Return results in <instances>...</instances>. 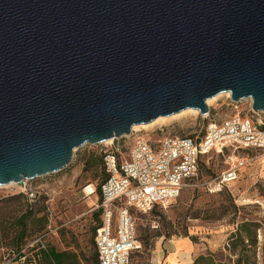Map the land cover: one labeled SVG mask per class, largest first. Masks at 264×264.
Wrapping results in <instances>:
<instances>
[{
    "label": "water",
    "instance_id": "1",
    "mask_svg": "<svg viewBox=\"0 0 264 264\" xmlns=\"http://www.w3.org/2000/svg\"><path fill=\"white\" fill-rule=\"evenodd\" d=\"M226 92L264 112V0H0V185Z\"/></svg>",
    "mask_w": 264,
    "mask_h": 264
},
{
    "label": "rangeland",
    "instance_id": "2",
    "mask_svg": "<svg viewBox=\"0 0 264 264\" xmlns=\"http://www.w3.org/2000/svg\"><path fill=\"white\" fill-rule=\"evenodd\" d=\"M228 102L227 95L223 94L209 105L208 116L198 112L173 117L164 123L132 130L131 134L118 137L115 142L127 147L141 136L152 140L169 135L197 136L209 120L222 121L239 112L242 115L251 113L247 100L238 102L237 107ZM107 146L104 142L85 144L74 150V163L57 173L0 185V238L3 242H9L18 233L17 218L28 209H32L37 218L44 215L48 218L42 229L37 220L34 223L29 221L21 262L33 259L32 262L40 264L39 257L33 258L38 249L33 248L49 244L59 251L75 252L76 264H95V236L102 224V212L90 211L89 207L97 198L84 199L80 189L85 182H99L104 177L100 162L90 165V159L93 153L96 158H101ZM240 153L249 161L229 187L214 193L208 190L205 182L226 168L228 155L227 152L225 155L211 152L202 157L197 174L187 181L178 198L148 214L138 213L137 233L142 248L132 254L129 264L183 261L193 264L200 254L209 253L217 260L233 263V259L229 260L234 255L228 247V240L242 220L260 225L259 244L253 258L255 264H264V150ZM179 237H189L194 242L193 253L179 251L188 254L186 258L176 255L175 240ZM14 250L10 244L0 242V264H14L17 261L16 255L11 254ZM174 256H177L176 261Z\"/></svg>",
    "mask_w": 264,
    "mask_h": 264
},
{
    "label": "built area",
    "instance_id": "3",
    "mask_svg": "<svg viewBox=\"0 0 264 264\" xmlns=\"http://www.w3.org/2000/svg\"><path fill=\"white\" fill-rule=\"evenodd\" d=\"M226 95L228 103L237 107L230 93ZM247 101L250 114L239 112L222 121L209 120L197 136L169 135L154 140L141 136L127 147L116 144L119 138H114L107 144L101 154V182L87 181L80 189L84 199L97 198L90 211H102L95 236L99 264H129L132 254L142 248L137 214H148L178 198L197 174L203 156L228 154L226 168L205 182L210 192L221 191L239 178L249 161L240 152L264 150V112L252 108V99ZM21 263L38 264L14 262Z\"/></svg>",
    "mask_w": 264,
    "mask_h": 264
},
{
    "label": "trees",
    "instance_id": "4",
    "mask_svg": "<svg viewBox=\"0 0 264 264\" xmlns=\"http://www.w3.org/2000/svg\"><path fill=\"white\" fill-rule=\"evenodd\" d=\"M100 162V167L102 170V156L101 158H96L94 153L91 155L90 165H95ZM103 172V170H102ZM102 180V179H101ZM101 180L99 182H101ZM98 182V183H99ZM236 207V204L233 203ZM99 211V210H98ZM102 212V211H100ZM37 220L40 222L41 229L46 225L48 218L46 215L41 216L39 218L34 216V211L32 209H28L26 212L21 214L17 218V226L19 227L18 233L10 238V240L2 241L0 238V242L3 244H10L15 247V250L11 252V254H15V260H20L24 255L22 253V247L25 243L24 239L27 237V225L29 221H33V223ZM101 225L98 226V229ZM260 225L257 222L250 220H242L233 231L229 237L228 247L232 251L234 258H229V260L233 259V263L229 261H221L217 260L213 254H200L193 262V264H255L254 263V254H256V248L259 244L258 240V230ZM97 229V231H98ZM96 231V234H97ZM7 239L6 237H4ZM46 245V244H45ZM33 249H38L33 254V258L39 257L40 264H76L77 263V254L75 252H70L67 250L59 251L54 246L47 244L45 247L42 244L34 247ZM97 249V248H96ZM262 254L264 256V243L262 245ZM33 259L25 262L30 263ZM95 264H99L98 251L94 256ZM22 264V263H21ZM80 264V263H79Z\"/></svg>",
    "mask_w": 264,
    "mask_h": 264
},
{
    "label": "bare ground",
    "instance_id": "5",
    "mask_svg": "<svg viewBox=\"0 0 264 264\" xmlns=\"http://www.w3.org/2000/svg\"><path fill=\"white\" fill-rule=\"evenodd\" d=\"M223 94H229V92H226V93H220L212 98H209L207 100V103L209 105H211L215 100H217L220 96H222ZM199 112L198 109H194V108H187L181 112H178V113H175V114H172L170 116H160L158 117L157 119H155L154 121L150 122V123H146V124H140V125H135L133 127V130H137V128L139 127H143V128H147V127H150L154 124H157V123H164L166 120H169L170 118H173V117H177V116H181V115H185V114H188V113H192V114H197ZM112 141V139H109L107 141H105L104 143H110ZM13 183V182H12Z\"/></svg>",
    "mask_w": 264,
    "mask_h": 264
},
{
    "label": "crops",
    "instance_id": "6",
    "mask_svg": "<svg viewBox=\"0 0 264 264\" xmlns=\"http://www.w3.org/2000/svg\"><path fill=\"white\" fill-rule=\"evenodd\" d=\"M175 244H176V255L180 256H185L184 258L187 257L188 254L185 253H181L182 250L184 251H190V253H193L195 246H194V242L189 238V237H179L175 240ZM181 251V252H179ZM173 259L176 261L177 260V256H174ZM188 263V262H187ZM186 261H183L181 263H173V264H187ZM171 264V263H169ZM190 264V263H189Z\"/></svg>",
    "mask_w": 264,
    "mask_h": 264
}]
</instances>
